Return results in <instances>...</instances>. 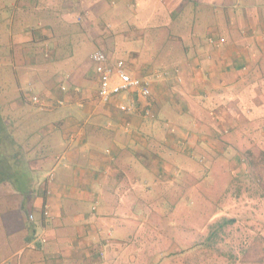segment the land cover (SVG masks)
<instances>
[{
  "label": "crops",
  "instance_id": "crops-1",
  "mask_svg": "<svg viewBox=\"0 0 264 264\" xmlns=\"http://www.w3.org/2000/svg\"><path fill=\"white\" fill-rule=\"evenodd\" d=\"M0 17V28L10 29L13 62L4 94L19 92L6 101L12 124H32L38 136L57 139L43 146L46 152H27L34 173L27 192L0 185V264H101L98 241L108 230L107 262L122 264L130 239L123 238L121 206L133 192L143 199L142 189L123 179L133 173L149 183L139 174L144 168L167 173L189 152L209 160L214 149L218 158L231 149L228 133L264 125V0H0ZM100 47L123 58L133 75L173 72L153 84L159 121L151 125L100 102L90 59ZM33 93L46 109L32 103ZM154 145L167 152L155 153ZM45 203L51 218L43 215Z\"/></svg>",
  "mask_w": 264,
  "mask_h": 264
},
{
  "label": "rangeland",
  "instance_id": "rangeland-1",
  "mask_svg": "<svg viewBox=\"0 0 264 264\" xmlns=\"http://www.w3.org/2000/svg\"><path fill=\"white\" fill-rule=\"evenodd\" d=\"M10 36L9 28H0V88L5 101L14 100L19 93L7 94L13 67ZM163 63L157 62L161 67ZM140 67L137 66L138 70ZM26 108L27 105L22 112ZM6 112L11 117L14 110ZM35 114L42 120L49 119ZM155 120L159 118L147 123L153 125ZM165 123L169 126V122ZM243 125L228 133L224 141L231 149L218 158L214 149L215 156L209 160L189 152L193 162L176 158L175 167L166 169L167 173L152 174L144 168L139 174L150 177L149 183L137 180L133 173L128 181L123 179L125 185L136 184L137 191L142 189L143 199L133 198V192L128 197L130 202L121 206L123 238L130 239L120 255L122 264H264V137H259L264 135L260 131L264 132V125ZM35 127L23 124L15 131L16 138L30 146L26 148L30 154L46 152L43 146L57 141L55 137L38 136ZM153 136V143L159 145V135ZM158 145L151 148L165 154V148ZM148 184L152 186L150 193L146 190Z\"/></svg>",
  "mask_w": 264,
  "mask_h": 264
},
{
  "label": "built area",
  "instance_id": "built-area-1",
  "mask_svg": "<svg viewBox=\"0 0 264 264\" xmlns=\"http://www.w3.org/2000/svg\"><path fill=\"white\" fill-rule=\"evenodd\" d=\"M209 41L219 45L225 39L210 37ZM90 59L99 76L98 98L101 103L113 104L122 113L128 115L139 114L149 120L158 117L157 112L152 108L151 102L153 84L172 77V71L158 69L146 76L133 75L127 69V63L123 58L113 60L111 52L104 47L92 52ZM176 72L179 73L180 70L176 69ZM178 78L181 80L180 76ZM62 89L66 90L67 88L63 86ZM30 98L32 103L40 109L47 108L46 101L39 94L33 93ZM62 104L63 100H58L55 105ZM80 105L83 106V103L81 102ZM128 127L129 123L126 124L125 129H128ZM58 160L64 163V158L60 157ZM54 179L55 172L51 171L48 175V180L51 182ZM98 203V201L95 202L93 210H96ZM42 212L46 218L52 217L49 203H45L42 206ZM30 217L32 218L33 216L31 215ZM112 239L113 231L108 230L107 236L102 241H98L97 254L101 264H109L107 262V246L110 245Z\"/></svg>",
  "mask_w": 264,
  "mask_h": 264
},
{
  "label": "trees",
  "instance_id": "trees-1",
  "mask_svg": "<svg viewBox=\"0 0 264 264\" xmlns=\"http://www.w3.org/2000/svg\"><path fill=\"white\" fill-rule=\"evenodd\" d=\"M0 21L4 24L3 18L0 17ZM6 105L0 88V185L6 182L17 191L27 192L34 179L32 160L15 136L16 129L10 115L6 114Z\"/></svg>",
  "mask_w": 264,
  "mask_h": 264
}]
</instances>
